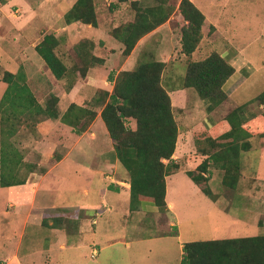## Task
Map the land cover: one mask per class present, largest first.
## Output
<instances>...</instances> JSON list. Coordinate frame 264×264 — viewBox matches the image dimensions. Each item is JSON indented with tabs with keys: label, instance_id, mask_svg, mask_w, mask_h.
Segmentation results:
<instances>
[{
	"label": "rangeland",
	"instance_id": "rangeland-1",
	"mask_svg": "<svg viewBox=\"0 0 264 264\" xmlns=\"http://www.w3.org/2000/svg\"><path fill=\"white\" fill-rule=\"evenodd\" d=\"M95 1L99 21L105 29L104 32L99 31L96 34L107 44L116 42L109 36L111 29L130 21L134 11L129 3L119 4L118 0ZM130 1H139L142 6L161 3L160 0ZM191 1L207 16L204 43H209V37L215 32L213 24L219 20L216 24H219L222 33L215 41L216 45L208 48L206 44H201L198 52L190 60L187 57L185 61L181 60V55H185L182 52L181 29L186 25L178 11L181 0H167L165 3L173 8V12L164 34L166 37L170 35L172 43L163 46L161 44L160 51L155 56L149 58L145 54L138 62L157 60L156 57L168 61V56L171 57V63L165 61L162 83L172 92L174 115L180 129L177 153L180 171L168 179L173 186L169 192V199L174 208L169 213L168 210L162 211L159 208L144 211L142 206L138 212L130 213L127 197L125 202L119 205L116 203L117 192L114 187L109 189L108 186L111 185V181L105 186L109 197L105 200L107 206L104 207L101 185L97 181L94 185L90 183L89 177L93 174L89 169L78 168V173H75L73 166L65 162L54 172L53 177L57 182L51 188L45 185L39 199L48 200L50 208L67 217L63 225H67L68 234H71L72 225L79 226L82 222L89 224L80 227L83 229L82 235L71 238L75 243L82 242V246L66 252L56 250L48 253L45 249L55 242L51 227L36 228L30 225L26 229V236L19 250L18 243L24 224L23 217L19 216L10 231L2 232L0 229V264H8V257H13L18 251L20 258L35 252L33 257L35 264H65L66 260L68 264H181L182 245L186 243L264 235V120L260 116L264 110L254 102L264 90V0ZM75 2L76 0H0V104L8 88L4 78L7 72L16 75L24 72L26 83L41 101V105H46L53 95L58 94L64 95L63 99L66 100V88L74 82L76 76L74 77L72 70H69L67 77L61 81L52 76L55 83L53 86L46 74L41 71L47 70V66L37 54L35 46L47 34L63 36L64 41L57 50L58 55L70 69L81 64L74 47L81 42L80 38L83 35L85 38H92L95 29L88 30L87 26L84 28L79 24L69 30L65 28L67 25L64 15ZM154 39L150 40V45ZM109 47L118 49L120 46L114 44ZM215 48L222 52L236 49L240 52L241 59L248 63L245 70L239 72L242 79L236 81L238 85L236 89L229 91L231 93L229 99L209 113L207 110L209 103L202 100L194 90L185 89L187 94L183 101L179 102L178 96L182 92L179 88L183 86L187 63L204 60L212 52H217ZM118 61L121 64L124 61L123 56L118 58ZM135 62L136 55L131 63ZM80 79L78 77L77 80ZM98 94L88 93L84 103L86 108L95 110L97 116L102 110L96 107ZM242 105H245L244 126L252 135L251 149L241 152V169L235 188L224 185L225 172L222 169L213 164L209 166V173L205 174V177H210L209 182L203 186L211 189L214 196L212 199L206 196L201 187L185 173L196 170L206 159L202 152L198 151L197 141L199 139L204 141L208 137L217 138L228 131L230 125L226 120L227 115ZM58 110L60 111L59 108ZM100 119L102 118L95 119L86 131L90 128H93L91 130L93 132L103 131L105 124L103 125ZM127 126L135 129L134 120H128ZM107 141V151H111L114 143L111 138ZM55 142L56 149L51 164L66 156L68 142L62 139ZM98 145L100 147L103 144L100 141L97 142L96 146ZM31 156L37 162L41 159L35 151ZM118 172L128 175L119 164L118 170H108L107 176L117 181ZM2 197L3 193H0V200ZM218 198L223 200L220 208L213 205ZM249 203L251 208H245ZM87 204L94 206L96 215L85 217L76 211L78 208L83 209ZM72 213L74 215H71ZM5 217L0 215V221ZM233 218L250 225L243 228L241 225L243 222L232 225ZM93 221H96L95 226ZM165 235L172 237L158 239ZM139 236L144 239L139 240ZM20 258L11 264H18L21 262ZM26 261L23 260V264H27Z\"/></svg>",
	"mask_w": 264,
	"mask_h": 264
},
{
	"label": "trees",
	"instance_id": "trees-1",
	"mask_svg": "<svg viewBox=\"0 0 264 264\" xmlns=\"http://www.w3.org/2000/svg\"><path fill=\"white\" fill-rule=\"evenodd\" d=\"M166 1L142 6L139 1L118 0L119 4L129 3L134 11L130 21L110 31V36L123 45L124 59L132 54L144 36L170 20L173 8ZM178 11L186 22L181 29L182 52L190 60L203 39L206 17L191 0H181ZM64 20L66 25L80 23L97 27L95 0H77L65 13ZM62 39L61 36L47 34L35 50L58 81L65 79L72 70L76 78L66 88L70 91L78 77L85 78L92 68L104 65L105 60L94 54L96 44L93 41L82 40L74 47L81 64L70 69L57 53L64 41ZM99 45L102 46L103 42ZM165 65L161 61L146 60L131 71L120 72L117 78L111 76L112 92L100 91L101 96L96 100V107L102 108L101 118L114 143L117 160L129 175L132 211H138L145 203L162 211L169 210L166 178L180 171L178 162L173 159L180 129L171 97L162 83ZM234 74L235 68L214 51L204 60L187 63L183 86L179 90H194L209 103L207 110L211 113L228 99L224 86ZM4 78L8 88L0 104V188L24 185L34 172L30 164L24 163L22 153L11 141L21 123V116L27 119H59L73 127L77 134L84 133L97 117L95 110L75 103L60 113L57 108L59 98L55 95L46 105H41L26 83L24 72L17 75L7 72ZM254 100L264 110V90ZM244 106L227 115L228 131L217 138L197 141L198 151L206 159L196 170L186 172L212 199L211 189L203 186L209 182L210 177H205L209 166L213 164L222 169L225 172L224 185L235 188L241 169V152L251 149L252 135L244 127ZM260 116L264 120V111ZM128 120H134L135 129L127 126ZM181 264H264V235L186 243Z\"/></svg>",
	"mask_w": 264,
	"mask_h": 264
},
{
	"label": "crops",
	"instance_id": "crops-1",
	"mask_svg": "<svg viewBox=\"0 0 264 264\" xmlns=\"http://www.w3.org/2000/svg\"><path fill=\"white\" fill-rule=\"evenodd\" d=\"M96 9H97V6H96ZM205 17H206V20H205V24L202 29L203 39L197 51L194 54L198 52L201 44H206L208 48L215 46L216 45L215 41L219 39L218 37H220L222 33L221 27L219 26V24H216L219 21L218 20L214 24L212 23L213 28L215 29V32L212 37H209V40H210L209 43H204L206 40L205 25L207 23V16L205 15ZM167 23H169V21ZM167 23H165L164 25L157 28L153 32L144 36L138 42L132 54L129 57L125 58L121 64L119 63L118 58L120 59V57L122 56L123 45L117 42V40L115 39L114 40L117 43L109 42L107 44V42L105 43L102 40V38L96 34L99 31L100 32L105 31V29L101 25V22L99 21V17H98L97 27L87 26L88 30L95 29L94 31L95 34L91 35L92 38H85L83 35V37H81L80 40L81 41L82 40L93 41L96 44L94 54L98 57L104 58L105 63L103 66L92 68L85 78H81L80 80H77L76 84L70 91H65V95H66L65 101L63 99L64 95L63 96L61 94L56 95V97L60 99L58 103V108L60 109L61 113L63 114L69 108V106L74 103L81 107H86L84 103L86 102V98H87L86 95L88 93L98 94L100 91H108L111 93L114 88V84L113 82H110L109 79L111 76H113V74L115 75V78H117L120 72L133 70L137 66L141 57H144L145 54L149 58L152 57L153 55L155 56L160 51L161 44L163 46V45H166V44L169 45V43H172V40H171L172 38H170V35L166 37L164 34ZM77 24L83 27L86 26L80 23H74L72 25H67L65 28L69 30L71 27ZM116 27L118 26H114V28ZM84 31H87V29H84ZM56 36L58 37L57 34ZM152 38H155V39H154V42L150 45V40ZM100 42H103L102 47L101 45H99ZM110 44L112 45L119 44L120 47L118 49L112 48V47L110 48L109 46H112ZM150 46H152L151 49H150ZM215 50L221 56L227 59L228 62L235 68V74L227 81V83L224 86V89L229 99V97L231 96V93L229 91L231 89L234 90L238 87V85H236V81L242 79V75L239 72H242V70H245V67L248 61L241 59V54L236 49H228V50H224V52L219 51L216 48ZM102 52L107 55L104 56ZM136 53H138V56ZM135 55H136V62L134 64V63H131V61L133 60V57ZM181 57H182L181 60L185 61L184 59L186 56L181 55ZM156 58H157V61H161L164 63L166 61V63L167 62L171 63L170 56H168V61L167 59H164V58L162 59H159V57H156ZM41 71L44 72V74H46L49 82L54 86L55 83L52 79L53 74L48 69V67H47V70L45 69ZM186 92H187L186 90H182V92L179 93L180 94V96H178L179 102L180 100L183 101L185 99V96L187 94ZM168 93L171 97L172 104H173L172 92L168 91ZM97 96H98L97 97L98 99L100 95L98 94ZM38 102L41 104V101L38 100ZM59 104H62V105H59ZM98 118H101V114H99L96 117V119ZM20 120H21L20 126L17 127L16 135L13 138H11V141L14 142L15 146L22 153L24 163L30 164L34 169L33 170L34 172H32L29 175L28 181L24 185L0 188V193H3V197L0 200V215L6 216L5 218L2 219V221H0V226H3L0 229L2 232L10 231L11 230L10 228L14 227V222L16 221V218L19 216H22L24 219V224L21 228L22 232H21V237L19 238V243H18L19 250L26 236V229L30 225L36 228L46 227V226L51 227V232L53 234L55 242H52L51 244H49L47 248L45 249V251L48 253L55 252L56 250L66 252L67 250H70L73 248L79 249L82 246V242L75 243L74 241H71V238H73L75 235H77L76 237H79L80 235H82L83 229H80V227L88 223L82 222L80 223L79 226L72 225L73 229L71 230V234H68L67 225H63L67 217L63 216L62 214L57 213L58 211H55L54 208H50L48 200L43 201L39 199V196L42 192V188L45 185H48L50 186L48 188H51L53 184L57 182V179L53 177L54 172L62 164H64L65 162H69L68 164L73 166L75 173H78V170H79L78 168L89 169V171L93 174L89 177L90 183L94 185V183L97 181L98 184L101 185L100 190L103 194V199H104L103 205L104 207H106L107 204L105 200L109 197V195L107 193V189H105V186L107 185L108 181H111V185H108L110 187L109 189H111V187H114L115 192H117L116 203L119 205L123 201L125 202L126 197L129 199V203H130L131 192H130L129 175L121 174L120 172H118L117 175L119 178L117 179V181H115L113 177L107 176L108 170H112V169L118 170L120 163L117 160L114 148H112L111 151H107L106 143L108 142L107 139L110 137L104 125V122H103V125L105 128L103 127L104 128L103 131L93 132L91 131L93 130V128H90V130L84 132L83 134H77L73 127L61 123L59 119H53V118H47V117L27 119L21 116ZM100 121L102 122L103 120L100 119ZM179 133H180V130H179ZM179 137H180V134H179ZM60 139L68 142L67 148H66V156L62 158L60 161H58L57 163L51 164L53 153L56 149L55 141L56 140L59 141ZM100 141L103 145H100V147L99 145L96 146L97 142H100ZM93 142L95 143L93 144ZM178 149H179V138L177 142L176 151L173 156V159L175 162H178L179 160L178 154H177ZM34 151L37 154H39L41 157V159L38 160L39 162H37V160L32 159L31 155H32V152ZM96 174H99V176H97ZM172 175L166 178V202L169 208L168 210L169 213L174 208V204H171V201L169 199V192H171L173 186H172V183L168 181V179ZM44 195H46V193ZM121 196L123 197L121 198ZM222 203H223V200L221 198H218L216 202H213V205L218 206L220 208L222 207ZM142 206H143L142 209L144 211L155 210V208H157L153 205L146 204V203L143 204ZM93 207L94 206H90L89 204H87L86 206H84L83 209L78 208V210L76 209V211H78L85 217L90 216V215H96L97 212L96 210H93ZM245 208L250 209L251 208L250 203ZM131 212L133 213L134 211L131 210V203H130V213ZM135 212H138V211L135 210ZM71 215H74V213H72ZM58 218H61V219H58ZM84 220H86V218ZM242 222L238 221V219L233 218L231 221V224L232 225L240 224ZM93 223L95 226L96 221H93ZM241 225L243 228L246 225H250V223L243 222ZM137 231H139V229H137ZM169 237H172V235H165V236L159 237L158 239L169 238ZM138 239L141 240L144 238L142 236H139ZM220 239H229V238H220ZM183 246L184 245H182V248ZM18 253L19 251L14 253L13 257H10V256L8 257V264L13 263L15 260H18L20 258ZM35 254H36L35 252H32L26 255L25 257L20 258L21 262L19 263L23 264V260H27L26 261L28 262L27 264H35L33 261V257L35 256ZM65 264H68L67 260Z\"/></svg>",
	"mask_w": 264,
	"mask_h": 264
}]
</instances>
